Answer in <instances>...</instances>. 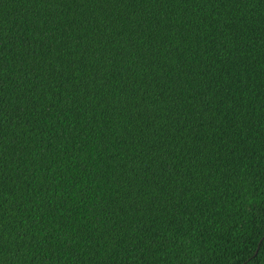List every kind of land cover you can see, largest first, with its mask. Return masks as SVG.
<instances>
[{"label": "trees", "instance_id": "1", "mask_svg": "<svg viewBox=\"0 0 264 264\" xmlns=\"http://www.w3.org/2000/svg\"><path fill=\"white\" fill-rule=\"evenodd\" d=\"M0 264H264V0H0Z\"/></svg>", "mask_w": 264, "mask_h": 264}]
</instances>
